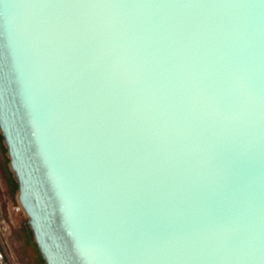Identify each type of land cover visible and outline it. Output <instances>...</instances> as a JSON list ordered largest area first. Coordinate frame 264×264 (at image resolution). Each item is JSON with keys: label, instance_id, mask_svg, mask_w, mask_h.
<instances>
[{"label": "water", "instance_id": "1", "mask_svg": "<svg viewBox=\"0 0 264 264\" xmlns=\"http://www.w3.org/2000/svg\"><path fill=\"white\" fill-rule=\"evenodd\" d=\"M0 128L46 264H264V0H0Z\"/></svg>", "mask_w": 264, "mask_h": 264}, {"label": "rangeland", "instance_id": "2", "mask_svg": "<svg viewBox=\"0 0 264 264\" xmlns=\"http://www.w3.org/2000/svg\"><path fill=\"white\" fill-rule=\"evenodd\" d=\"M0 264H46L29 216L19 200V183L0 128Z\"/></svg>", "mask_w": 264, "mask_h": 264}]
</instances>
